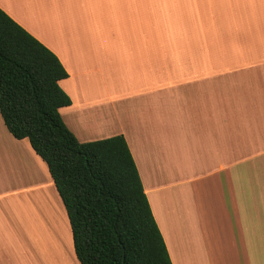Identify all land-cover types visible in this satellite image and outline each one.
Segmentation results:
<instances>
[{
    "label": "crops",
    "instance_id": "crops-1",
    "mask_svg": "<svg viewBox=\"0 0 264 264\" xmlns=\"http://www.w3.org/2000/svg\"><path fill=\"white\" fill-rule=\"evenodd\" d=\"M109 1L119 34L87 32L76 13L53 38L26 16L32 0L0 8L67 71L60 113L76 138L124 136L172 264H264V0ZM118 41L142 59L121 64ZM120 64L142 78L113 85ZM42 189L67 216L46 163L0 114V199ZM31 239L33 260L47 259Z\"/></svg>",
    "mask_w": 264,
    "mask_h": 264
},
{
    "label": "trees",
    "instance_id": "trees-1",
    "mask_svg": "<svg viewBox=\"0 0 264 264\" xmlns=\"http://www.w3.org/2000/svg\"><path fill=\"white\" fill-rule=\"evenodd\" d=\"M58 57L0 8V114L46 163L79 264H172L122 134L80 142L60 108L71 99Z\"/></svg>",
    "mask_w": 264,
    "mask_h": 264
},
{
    "label": "rangeland",
    "instance_id": "rangeland-1",
    "mask_svg": "<svg viewBox=\"0 0 264 264\" xmlns=\"http://www.w3.org/2000/svg\"><path fill=\"white\" fill-rule=\"evenodd\" d=\"M159 1L157 0L158 3ZM77 2L84 3V7L79 8L76 5ZM107 2L108 0H32L31 8L25 14L33 25L42 31L45 30L53 38L58 37L57 35L62 32L64 22L68 25L75 18L76 13L81 16L86 27H92L85 29L87 32L118 33V27L122 21L113 9L109 11L105 7ZM109 2H117V0ZM152 7L160 8L157 3H153ZM22 12L24 13L23 9ZM124 22L128 20L124 19ZM118 49L117 58L121 64H123L124 57L134 63H137V58L142 59V53L139 50L135 53L137 58L133 57L119 41ZM121 64L116 75L111 77L113 85L117 81L119 86H124L133 80L142 78L143 74L133 76V72L129 68L124 69ZM53 193L52 190L42 189L34 193L22 192L0 199V246H3L0 253L1 255L6 254L8 264H49V262L51 264H79L73 251L67 216ZM42 197L44 198L40 200ZM29 198L32 205L33 201H37L38 205L35 208L42 215L38 216V213H35V218L31 217L27 207L28 203H25L29 202ZM31 228H37L39 231L36 230L34 234ZM35 237L38 241L42 240L49 244L43 250L45 253L49 251L50 256L47 257V259L50 258L49 261L42 255L33 260L34 249L31 247L33 245L31 238ZM5 245H7V251Z\"/></svg>",
    "mask_w": 264,
    "mask_h": 264
},
{
    "label": "bare ground",
    "instance_id": "bare-ground-1",
    "mask_svg": "<svg viewBox=\"0 0 264 264\" xmlns=\"http://www.w3.org/2000/svg\"><path fill=\"white\" fill-rule=\"evenodd\" d=\"M25 203H28V205L27 204L26 205L28 207L29 212H31V214H33V215H31L32 217L35 216L37 213H38V216H39L40 212H37V208H35V206L37 207V205H38V204H36L37 201H33V205H32V202L31 201H29V202L26 201ZM54 211H55V209H54ZM40 215H42V214H40Z\"/></svg>",
    "mask_w": 264,
    "mask_h": 264
}]
</instances>
